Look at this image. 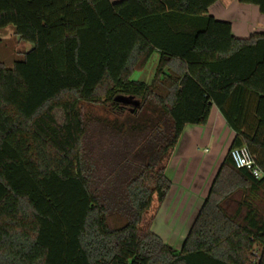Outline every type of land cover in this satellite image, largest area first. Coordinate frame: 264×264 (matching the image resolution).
I'll return each instance as SVG.
<instances>
[{
    "label": "trees",
    "instance_id": "trees-1",
    "mask_svg": "<svg viewBox=\"0 0 264 264\" xmlns=\"http://www.w3.org/2000/svg\"><path fill=\"white\" fill-rule=\"evenodd\" d=\"M219 1L0 0V29L34 45L0 62V264H264V33L234 37L208 15ZM154 54L153 79L132 80ZM100 105L114 120L85 110ZM213 106L236 135L176 252L144 216Z\"/></svg>",
    "mask_w": 264,
    "mask_h": 264
},
{
    "label": "crops",
    "instance_id": "crops-1",
    "mask_svg": "<svg viewBox=\"0 0 264 264\" xmlns=\"http://www.w3.org/2000/svg\"><path fill=\"white\" fill-rule=\"evenodd\" d=\"M258 11L257 6L238 0H220L210 7L208 15L231 23L234 37L246 39L252 34L264 33V15L257 14ZM251 17L258 23L252 22ZM33 48L34 45L30 44L27 53ZM27 53H22L21 59L13 61V65L0 62L7 68H13ZM235 135L216 106L211 108L206 125L185 127L165 163L172 187L163 203L154 197L150 210L144 216V221L148 217L154 219L151 230L165 243L179 240L182 247L230 152Z\"/></svg>",
    "mask_w": 264,
    "mask_h": 264
},
{
    "label": "rangeland",
    "instance_id": "rangeland-1",
    "mask_svg": "<svg viewBox=\"0 0 264 264\" xmlns=\"http://www.w3.org/2000/svg\"><path fill=\"white\" fill-rule=\"evenodd\" d=\"M258 10V9H257ZM259 12V11H258ZM257 14H261L260 12ZM256 19V18H255ZM250 21V19H249ZM251 21L254 23H258L251 17ZM251 23V22H250ZM30 43L22 41L16 34L15 28L13 26H8L6 28L0 29V61L4 62L5 65H13V61L20 60L22 57V53H27ZM8 61V62H5ZM159 62V57L157 54H154L149 61L146 69L142 72H136L132 76V80L135 81H145L150 82L153 79V76L156 71V67ZM85 110L91 114L94 118L98 119H110L114 120L113 114L108 110L104 109L103 106H95V107H85ZM127 116V115H126ZM151 220V217H148L144 221V226L147 225ZM115 226H123L124 221L115 219L113 221ZM146 228V227H144ZM172 243H168L176 252L180 251L181 242L179 240H172ZM256 253H258L256 251ZM255 253V254H256ZM257 255V254H256Z\"/></svg>",
    "mask_w": 264,
    "mask_h": 264
},
{
    "label": "built area",
    "instance_id": "built-area-1",
    "mask_svg": "<svg viewBox=\"0 0 264 264\" xmlns=\"http://www.w3.org/2000/svg\"><path fill=\"white\" fill-rule=\"evenodd\" d=\"M231 157L238 169H247L256 179H261L262 171L256 165L255 159L246 147L231 150Z\"/></svg>",
    "mask_w": 264,
    "mask_h": 264
},
{
    "label": "water",
    "instance_id": "water-1",
    "mask_svg": "<svg viewBox=\"0 0 264 264\" xmlns=\"http://www.w3.org/2000/svg\"><path fill=\"white\" fill-rule=\"evenodd\" d=\"M118 101L123 102L124 104H127V105L139 106V103L132 98H129V99L119 98Z\"/></svg>",
    "mask_w": 264,
    "mask_h": 264
}]
</instances>
